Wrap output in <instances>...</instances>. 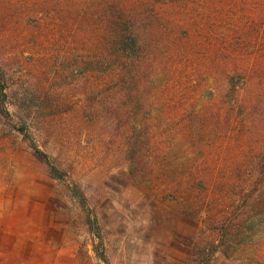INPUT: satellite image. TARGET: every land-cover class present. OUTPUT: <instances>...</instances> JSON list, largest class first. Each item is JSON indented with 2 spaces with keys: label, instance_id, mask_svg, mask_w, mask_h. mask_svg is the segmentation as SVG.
Segmentation results:
<instances>
[{
  "label": "rangeland",
  "instance_id": "1",
  "mask_svg": "<svg viewBox=\"0 0 264 264\" xmlns=\"http://www.w3.org/2000/svg\"><path fill=\"white\" fill-rule=\"evenodd\" d=\"M0 70V264H196L264 161V0H0Z\"/></svg>",
  "mask_w": 264,
  "mask_h": 264
},
{
  "label": "trees",
  "instance_id": "2",
  "mask_svg": "<svg viewBox=\"0 0 264 264\" xmlns=\"http://www.w3.org/2000/svg\"><path fill=\"white\" fill-rule=\"evenodd\" d=\"M4 82L0 70L2 94ZM239 179L238 184L220 189L213 201L207 203L202 219L203 236L195 243L196 264H209L210 255L216 250L250 261L259 242L257 238L264 236V161H259L255 169L239 172ZM231 198L234 200L227 203Z\"/></svg>",
  "mask_w": 264,
  "mask_h": 264
}]
</instances>
